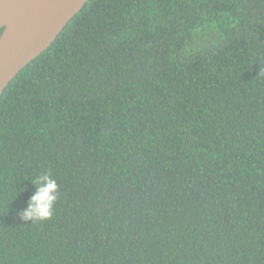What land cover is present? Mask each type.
<instances>
[{
    "label": "trees",
    "instance_id": "1",
    "mask_svg": "<svg viewBox=\"0 0 264 264\" xmlns=\"http://www.w3.org/2000/svg\"><path fill=\"white\" fill-rule=\"evenodd\" d=\"M0 264H264V0H88L0 97Z\"/></svg>",
    "mask_w": 264,
    "mask_h": 264
},
{
    "label": "water",
    "instance_id": "2",
    "mask_svg": "<svg viewBox=\"0 0 264 264\" xmlns=\"http://www.w3.org/2000/svg\"><path fill=\"white\" fill-rule=\"evenodd\" d=\"M88 0H0V97L9 83L46 51ZM18 25L3 41L5 30Z\"/></svg>",
    "mask_w": 264,
    "mask_h": 264
},
{
    "label": "clouds",
    "instance_id": "3",
    "mask_svg": "<svg viewBox=\"0 0 264 264\" xmlns=\"http://www.w3.org/2000/svg\"><path fill=\"white\" fill-rule=\"evenodd\" d=\"M30 184L35 191L29 197L27 206L19 211V218L32 223L50 220L59 196L57 180L50 172H41Z\"/></svg>",
    "mask_w": 264,
    "mask_h": 264
},
{
    "label": "bare ground",
    "instance_id": "4",
    "mask_svg": "<svg viewBox=\"0 0 264 264\" xmlns=\"http://www.w3.org/2000/svg\"><path fill=\"white\" fill-rule=\"evenodd\" d=\"M18 25L9 26L4 33L3 41H7L17 29Z\"/></svg>",
    "mask_w": 264,
    "mask_h": 264
}]
</instances>
